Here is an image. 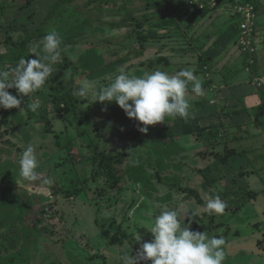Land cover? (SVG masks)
<instances>
[{"label": "rangeland", "instance_id": "obj_1", "mask_svg": "<svg viewBox=\"0 0 264 264\" xmlns=\"http://www.w3.org/2000/svg\"><path fill=\"white\" fill-rule=\"evenodd\" d=\"M128 1L131 2L124 6ZM170 1L154 0L150 4L152 7L150 13L161 12L175 6L176 0ZM179 1L181 3V0ZM189 1L194 5L191 8L193 16L183 19L184 23L182 26L173 24L169 28L166 27L160 30L158 37L149 41V43L144 42L141 36L138 35L140 28L134 24L133 20L131 22L130 20H128L129 22L125 21L129 16L140 18L144 15L147 4L142 0H116V2L111 1L110 3L107 0H93L91 8L85 6V0H76L73 4H70L72 7L70 8L71 10L68 9L65 12V19H68L72 29L74 26L77 29L81 28L76 47L79 48L85 45L84 48H94L108 62L124 59L115 71L108 72L95 79H90L86 73L81 74L82 69H78V72L75 70L72 87L77 88L80 81L85 79L96 81L98 85L103 82L107 83L118 74L120 67H124L126 71L132 74L137 71L141 73L140 75L145 72L151 73L157 69L168 71L170 74L186 68H193L196 72L197 69H200L199 65L203 62L202 60L211 51L209 46L213 39L217 37L222 39L223 35L227 33L224 28L225 24H218L219 19L222 17L227 18L231 14L224 4L212 5L201 20L199 16L200 2L196 5L197 1ZM261 1V6L264 8V0ZM10 2L11 6L8 7L7 14L3 12L4 14L0 15V19L3 22L10 21L15 26V29L10 32L12 39L19 38L25 27L38 26L41 22H43L41 26H45V16L48 9L47 0H34L30 9L23 7L24 0H10ZM202 6H204L203 2ZM229 10L232 13L234 12L233 7ZM182 12H180V18ZM261 12L264 13L263 10ZM33 13V18L28 19V15ZM61 20V16L57 17L48 25V28L50 30L54 28L66 31L68 26L63 25ZM85 20H90V24H87L88 28L83 26L82 21ZM101 21L107 24H101ZM34 22L36 24H33ZM111 22L115 23L116 26L111 25ZM98 25L103 26L105 30L101 32L95 30ZM60 31L58 30L59 33H61ZM131 33H133V36L128 37ZM7 35L9 33L1 27L0 54L10 53L13 47L9 42L5 45L4 38ZM237 36L238 34L233 35L232 43L237 39ZM197 57L198 59L201 58V61H199L200 59L195 60ZM13 58L14 56L9 58L4 55L0 59V69L10 70L14 67V65L9 64ZM96 63L98 62L95 61ZM222 64L223 62L219 63L220 66ZM205 67L203 66V68ZM206 68L209 69L208 66ZM94 72L92 75L96 73ZM59 80L61 81L60 78H57V83ZM67 80L68 84L72 81L71 78ZM57 91L58 88H53V85L48 80L44 88L32 94V99L38 98L41 101V107L35 113L28 110L27 105L31 103L28 96L22 98L20 107H25L23 113H20V109L15 107L7 110L0 108V119L9 120L12 127L14 126V130L9 128L7 142H0V145L3 146L0 151V181L3 182L0 184V193L3 191L4 202H14L5 208L7 209L5 217L9 222L6 225L2 224L0 232L3 230L6 240H10L9 243L16 244L15 248L9 250V254L16 256L14 264H121L120 255L123 251L130 252L132 247L131 255L135 256L140 245L143 242L150 241L147 234L143 232L145 230L139 231L138 234L134 233L137 230L136 226H146L145 229L147 231L145 232L150 230L151 220L154 219L156 214L154 212L146 214V208L151 207L150 209L154 210L157 207L152 205H157V202L159 204L164 202L171 204V202H187L186 199L194 200V198L190 197V194L186 195L179 191V187L183 186L198 188L201 192L200 198L202 201L200 202L206 203L208 198L218 195L227 203L228 207L222 215L214 214L215 217H208L207 215L199 214L202 217H195L194 214H191L194 220L200 224V230L198 231H206L209 236L224 237L226 254L236 255L239 249L245 247L249 254L247 258H250L252 254L256 256L250 250L256 253L258 248H264V238L261 237L264 226L257 227L251 221L247 224L244 222L247 218L243 216V212L247 211L248 213L250 210H253L255 215L259 208L262 210L264 206L262 204L264 202V148L258 150L255 140H245L247 141L246 147L248 149L246 156L218 163L212 159V156L205 157L204 152L199 153L211 150L209 145L204 144L205 140L209 139L206 134H189L188 146L196 147V151L182 152L178 145L184 144L186 139H183L181 134L172 133L173 126H170V131L163 127H153L151 129L147 126V132L153 131L160 136V139H157V142L151 139L142 143L140 139L134 140L132 138L131 130L137 120L134 118L125 120V122L117 120L119 117L113 116L114 111L109 102L96 101L90 104L85 101L82 103L81 100L84 98L75 96L74 104L76 105L73 111L58 112L53 102V96H55ZM13 95H17V91ZM227 100L229 104H234L235 107L239 104L236 98L230 97V100ZM102 108L107 110L102 111ZM237 109L243 112V109H239V107ZM122 111V118H129L123 109ZM257 113L259 117L262 115L260 111ZM259 117H257L256 121L260 124L259 130L264 136L263 122H259ZM109 122H111V127L106 132L105 128L109 125ZM22 123L32 133V139L36 136H39V138L30 142L26 138L27 134L22 127ZM136 126L139 128L144 125L139 126L137 123ZM175 143L176 146H174ZM29 145L36 149L39 160V155L44 156L43 160H40V166L37 169L41 177L51 178L53 181L50 186L43 185L40 181L30 185L35 191L40 188L37 191L42 193L40 195H30L24 188L19 186L17 190L14 186L15 179H19L14 175L16 173L18 176V161ZM160 147L163 149L160 150ZM255 148L258 152L253 153ZM221 149V145H216L214 150L220 151ZM126 150L129 152V156H125L122 163L114 164L117 173L113 176V179L116 182L108 190L110 199H103L105 200L102 202L104 206L100 208L102 218H98L95 214V206L99 202H92L91 200L97 196L96 193L103 185V182H96L90 177L93 167H97V164L93 163V154H96L98 159L105 154L117 157L119 154H124ZM189 155H192L197 160L195 167L189 160H185L184 156L188 158ZM138 156L141 157L137 158ZM172 157L177 158V163L179 164H182L179 160L187 161V163L184 162L186 163L184 167L173 166ZM158 158L163 159L160 162L165 163L167 161L166 163L170 162V165L173 166L168 165L166 171L161 173L162 178L166 181H163V183L172 185V192H167V187L158 189L159 186L162 187V184L155 181V177L151 174L153 168H155L154 170H162L160 169L162 165H158ZM135 159H140V163L145 165V168L142 169V165L139 164L135 168L136 172L147 173L141 176L138 182H135L136 178L127 176V174L130 177L133 176L131 167L127 168V171L125 168L127 163L130 164ZM57 165L61 166L56 169ZM215 165L218 166V169L215 168ZM63 166L65 168L71 167V173L65 175L62 169ZM198 167L203 168L207 177L212 180L205 188L200 186L202 184V175L198 172ZM177 169L181 171L186 169L187 173L192 174L195 170V173L187 179L179 176L181 171ZM249 170L254 171L255 179H244L248 180L250 190L258 192V196L255 199H249L244 195H247V191L249 192L247 186L239 184L241 188L236 189L235 185H233L234 181L237 182L242 171L247 172ZM78 177L81 179L90 177V181L86 185L81 184L79 181L77 182ZM165 184L163 185L167 186ZM104 185L108 184L105 183ZM75 188H78V191L74 193ZM153 188L158 190L155 191L158 192L159 197L156 192L153 193ZM88 192L89 194H86ZM162 193L164 196L161 195ZM182 194L186 196L184 201L182 200ZM155 199L158 201L154 202ZM111 202L115 203L108 206L107 204ZM250 202H255V210V207L249 206ZM203 206L205 208V205ZM131 207L135 209V222L133 223L127 220L130 218ZM191 210L193 211L194 208H191L190 212ZM42 211L46 212V216H50L51 220L49 222H51V225L44 226L43 222L36 225L42 229V233L47 239L41 242L42 246H38L35 253L32 251L30 244L28 245L29 240H25V237L31 236L32 238L34 236V234H30V228H33L34 224L38 223ZM141 213L142 215H139ZM143 214L152 217L146 218ZM250 214L252 215V212ZM0 219L5 221L3 215H0ZM111 222L112 224L114 223L112 229L104 233L103 227ZM96 223L99 224L97 225ZM121 223L124 226L122 232L126 230L129 234L133 232L135 235L131 234L130 238H124L121 243H113L112 238L117 235L114 228ZM45 224L47 225L48 223L45 222ZM192 230L194 229L192 228ZM136 235H141L140 241H135ZM255 241L258 243L255 244ZM260 255L264 258L263 250H261ZM255 259L258 260V256ZM226 261H229V259ZM246 262L241 261L238 264H246ZM0 264H11V262L0 258ZM139 264H151V260L140 261Z\"/></svg>", "mask_w": 264, "mask_h": 264}, {"label": "clouds", "instance_id": "obj_2", "mask_svg": "<svg viewBox=\"0 0 264 264\" xmlns=\"http://www.w3.org/2000/svg\"><path fill=\"white\" fill-rule=\"evenodd\" d=\"M62 43L61 34L53 28L36 45L39 51L33 49L34 58L22 57L10 70L0 69V108L15 107L23 113L25 107H20L22 98L28 96L31 100L27 105L28 110L35 113L40 109L41 101L32 99V94L44 88L53 74V65L61 56ZM189 85L196 96L205 94L202 81L193 68L181 69L174 74L157 69L137 76L120 67L118 74L107 85L85 79L80 81L73 95L86 99L90 104L114 101L129 118L142 122L144 126L139 127V131L146 133L148 125L164 122L166 117L187 119L190 116ZM13 88L17 90V95L9 92ZM106 110L102 108V111ZM110 127L111 122L105 131ZM18 165L19 179L16 182L30 195L42 194L30 187L33 183L40 181L49 186L53 183L51 178H42L37 171L40 160L32 145L23 151ZM227 207V203L217 195L207 199L205 211L209 215H222ZM181 220L180 211L165 206L151 222L149 232L153 239L143 242L135 256L131 255L132 247L130 252L123 251L121 264H139L148 260H151V264H224V237L191 230L190 224L182 225ZM140 240L141 235H136L135 241Z\"/></svg>", "mask_w": 264, "mask_h": 264}, {"label": "trees", "instance_id": "obj_3", "mask_svg": "<svg viewBox=\"0 0 264 264\" xmlns=\"http://www.w3.org/2000/svg\"><path fill=\"white\" fill-rule=\"evenodd\" d=\"M34 0H24V8H31V5L33 4ZM48 1V9H47V13L45 16V26L42 27V23L41 22L38 26L33 25V27L31 28H27L25 27L24 30L21 32L22 35L17 38V39H12V34L10 33L11 30L15 29V26L12 25V23L10 21L7 22H3L0 19V29L1 27L4 28L5 31H7V33H9V35H7L4 38V42L5 45H7V43H11L12 49L10 50V53H6V54H0V59L5 56L11 58L12 56H14L13 60H11L9 62V64L11 65H16L19 62L20 58H26V59H31L34 58L33 56V49H36V45L38 44V42L40 41V39L50 30L48 28V25L55 20L57 17H62V23L65 26H68V29L66 31H60V29H58L61 33V36L63 38V43L61 45L62 48V52H61V56L59 57L58 61L53 65V74L51 75V77L48 79L49 82L51 83V85H53V88H58V91L56 92L55 96H53V102H54V107L58 112H70L73 111L75 109V105L74 104V95H73V91L76 88H73V82H74V72L75 70L78 72V69H82L81 74H85L90 78V79H95L99 76H103L104 74H107L108 72H112L115 71L117 67H119V65L123 62L124 59H116L113 60L111 62L105 61V58L101 56L100 53H98V51L94 50V48H84V46H80L79 48L76 47V41L77 38L79 37V35L81 34V28L77 29L75 26L73 27V29L71 28L70 24L68 23V19H65V12L68 11V7L70 5V3L74 2L75 0H47ZM105 1V0H104ZM111 1L116 2V0H107L108 3H110ZM144 2H146V11H144V15H142V17L138 18V17H133V16H129V18H127V22H129L128 20H130V22L133 20L134 24L140 28V31L138 33V35L141 36L142 40H144V42L146 41L147 43H149V41L155 39L158 37V32L162 29H165L166 27H171V25H176L179 24L180 26L183 23V19L190 17V13L192 12V6H194L189 0H181V3L179 0H176L175 2V6L161 11V12H157V13H150L151 12V2H153L154 0H142ZM170 1V0H169ZM179 1V2H178ZM202 1V0H201ZM93 2V0H92ZM131 1H128V3ZM173 2V1H170ZM178 2V4H177ZM204 3V6H202L199 10V16L203 17L208 11H209V7H212V5H221L224 4L226 6L227 9L232 8L233 6H247L248 5H253L254 8V17L252 18V25L250 26V32H246L245 33V37H248L249 39H251L253 41V38L255 37V35H257V6H258V1L257 0H203L202 1ZM106 3V4H108ZM188 3V4H187ZM228 3V4H226ZM199 4L196 2V5ZM115 5V4H113ZM188 5V6H187ZM11 6V2L10 0H0V15H3L5 12L7 14L8 12V7ZM183 11V12H182ZM195 11V10H193ZM253 11V10H252ZM180 12H182L181 14V18H180ZM64 15V16H63ZM235 17L240 16L238 13L234 14ZM34 16V13L32 15H28V19H32ZM126 19V18H124ZM78 20V19H77ZM240 21L242 19H239ZM90 20H85L82 21L83 26H85L86 28H88L89 26H87V24L89 25ZM239 21V22H240ZM101 24H107L103 21H101ZM182 22V23H181ZM28 24V23H27ZM33 24H36L35 22ZM113 26H116L115 23H110ZM29 25V24H28ZM147 26V27H146ZM70 27V28H69ZM146 27V28H144ZM48 28V29H47ZM93 29V28H92ZM145 29V30H143ZM240 26H238L237 31H239L237 34V43H239L240 40ZM57 30V31H58ZM95 30H99L100 32L105 30L103 26L98 25L95 27ZM142 31V32H141ZM98 32V31H96ZM143 33V34H142ZM161 35V34H160ZM133 33L129 34L128 37H132ZM243 45H241L240 47L242 48ZM251 47V44L248 46V48L246 50H244V55L247 56H252L253 61L249 62L251 67H252V72L248 71V76L250 77V79L255 78V75L259 74L258 72H255V68L258 67V63H257V58H256V54H252L249 52H245L247 50H249V48ZM37 51H39V49H36ZM143 51V50H142ZM208 57H205L204 62H202L200 64V71H202V66L203 63H206ZM244 60L246 62H248L246 60V58H244ZM7 61V60H6ZM95 61L98 62L95 64ZM244 68V67H243ZM96 69V70H95ZM96 73H95V72ZM163 71V70H161ZM170 71V70H169ZM88 72V73H87ZM95 73L94 75H98L94 76L92 75V73ZM134 74H138V76L141 74L137 71L134 72ZM57 78H60L61 81L59 80V82L57 83ZM72 81H70V83L68 84V80L70 79ZM257 78V77H256ZM110 82V81H109ZM109 82L105 83L103 82L100 85H107ZM262 84V83H261ZM62 86V87H59ZM258 89H260V96L262 98V102L264 103V85L262 86H257ZM9 89V92L11 94H13L15 91H17L16 89ZM82 103H84L85 101H87L86 99L81 100ZM131 103V102H129ZM111 108L113 109L114 113L113 116L118 118L117 120L121 121V122H125V120L131 119V118H127L124 119L122 118L123 116V111L122 109L113 101L110 103ZM7 110V109H4ZM2 123L3 124H8L9 120L7 119H3L1 118ZM113 120V119H112ZM138 125H142V122L137 121ZM136 123V125H137ZM153 125H148V128H153ZM11 130H14L13 128L10 127ZM6 134L9 133V127H6ZM167 130H171L170 126ZM172 133H177L175 130H171ZM132 132V138L134 140L140 139L142 143L144 142H148L149 140L153 139V141L157 142V139H160V136L158 134H155L153 131L152 132H141L139 131V128L137 126H134L131 130ZM220 131H213V135L212 137H210L208 140H205L204 144L209 145L210 147V151L208 152V150L199 152V153H203L204 152V156L208 157V156H212V159L214 161L219 162H228L230 160H234L237 157H241V156H245L247 150L245 149H239L238 146H233V144H231V140L228 139L229 135L226 134H219ZM157 137H156V136ZM184 138L185 136L182 135ZM218 145L222 147V149L219 150H214L215 146ZM174 146H176L174 144ZM214 147V148H213ZM163 149L160 147V150ZM159 152V151H158ZM172 152V151H171ZM90 154V153H89ZM93 154V153H92ZM128 157L129 156V152L124 153V154H119L117 157L113 156V155H109V154H105L103 156H100L98 159V156L96 154H93V163L97 164V167H93L94 169L92 170V174L90 177H92L93 180H96V182L101 181L103 182V185L101 186V188L97 191L96 195L94 198H92V202H99L96 204L95 209H96V217L98 218H102L101 216V212H100V208L104 206V204H102L103 201L105 200H109V194H108V190L111 189L112 185H115L116 180H114L113 176L117 173L116 171V163H122L124 160V157ZM203 156V155H202ZM89 158H92L91 156H88ZM141 156H138L137 158H139ZM185 160H190V158H187L186 156ZM159 159V158H158ZM139 162H138V161ZM135 159V161H133L132 163H127L125 165L126 171L127 168L131 167V172H132V177H130L129 174H127V176L129 178H136L135 182H138L140 180V177L147 174L144 173L142 171L140 172H136L135 168L141 164L142 165V169L145 168V165L140 163V159ZM163 159L160 158L159 159V164L158 165H162V167H160V169H162L161 171L159 170H154L155 168H153L151 170V174L152 176L155 177V181L159 182L160 184H162L163 187H165L163 184L164 178H162V171H166V167L169 166H183L184 164L187 163V161H180L179 164L177 163L178 160L175 157H172V165H170L171 163H162L160 161H162ZM186 162V163H184ZM115 164V165H114ZM59 166L61 165H57L55 168L57 169ZM172 166V167H173ZM213 167V166H212ZM177 168V167H175ZM214 168V167H213ZM215 168H218V166L215 165ZM63 171L65 175H68L71 173L72 168H65L63 166ZM69 169V170H66ZM179 170V169H177ZM181 171V170H179ZM172 172V171H171ZM198 172L202 175V187L205 188L207 187V185L211 182V180L207 177V175L205 174V170H203V168L198 169ZM174 173V172H173ZM170 173V174H173ZM246 173V172H244ZM254 173V172H253ZM149 174V173H148ZM150 174V175H151ZM176 176V175H174ZM179 176L184 177V178H190L191 175L190 173H187L186 169H184L183 171L180 172ZM90 177L88 178H80L78 177L77 182L79 181V183L81 184H87L90 181ZM99 177V178H97ZM162 178V179H160ZM131 180V179H129ZM154 181V183H155ZM166 182V181H165ZM65 183V182H63ZM108 184V185H104V184ZM167 185L166 187L168 188V192H172V185ZM111 186V187H110ZM159 188L161 189V187L159 186ZM39 189H36V191H39ZM122 190V189H120ZM156 188H153V193H155ZM78 191V188L74 189V193ZM179 191L182 193H185L186 195L190 194L191 195H195L197 194V190H195L192 187H187V186H183V187H179ZM107 192V193H106ZM86 194H89L86 193ZM167 194V193H166ZM162 195V194H161ZM245 196H247L249 199H255L257 198L258 192L256 191H247V195L244 194ZM163 196V195H162ZM105 199V200H103ZM198 200H200V197L198 198ZM12 203L14 202H4V194L0 193V215H3L5 218V221H3L2 219H0V227H2V224L6 225L9 221L8 219H6L5 215V211L7 209V207H9V205H12ZM115 202H111L108 203L107 205H113ZM206 203H204L205 205ZM132 208V207H131ZM138 209V208H137ZM208 217H215L214 214L209 215L208 213L206 214ZM192 215L189 216V221L187 224H190V221H192V226L194 227L195 230H199V226L200 224H198ZM51 220L50 216H46V212L42 211L41 215L39 216V221L38 223L34 224L33 228L31 229V233L30 234H34V236L31 238V236L29 237H25V240L28 239L29 243L31 246L32 251H34L36 253L38 246L41 245V242L44 239H47L44 234L42 233V229L39 228L38 226H36L37 224H39L40 222L44 223V226H49L51 225V222H49ZM127 220H131V218L127 219ZM187 221V220H186ZM45 222H47L48 224L46 225ZM113 222V221H112ZM109 223L108 225H105L104 228V233H106L109 229H112L114 223L112 224ZM97 225L99 223H96ZM56 225V224H55ZM123 224L121 223L120 225L115 226L114 230L117 232V235H115L112 238L113 243L114 242H123L124 238L129 237L131 234L137 233V231H134V233L132 232L131 234H129L126 230H123ZM138 228V227H137ZM139 231H143V229L141 228ZM130 238V237H129ZM152 239H150L151 241ZM8 241V242H6ZM10 240H6V236L5 233L3 232V230H1L0 232V258L3 260H7L10 261L11 264H14V261H16V256L13 254H9V250L12 248H15V243H9ZM17 242V241H16ZM6 244V246H5ZM23 246V244H22ZM29 246V247H30ZM42 246V245H41ZM86 254L88 255V253L86 252ZM260 260V257H259ZM250 262V260L248 261Z\"/></svg>", "mask_w": 264, "mask_h": 264}, {"label": "crops", "instance_id": "obj_4", "mask_svg": "<svg viewBox=\"0 0 264 264\" xmlns=\"http://www.w3.org/2000/svg\"><path fill=\"white\" fill-rule=\"evenodd\" d=\"M257 1H258V6H257V19L258 20H257V25H256L257 35H255V37L253 38V41L251 40V47L249 48V50L245 52L252 53L253 55L256 54L258 67H256L254 71L258 72L259 74L255 75V78L253 79L252 78L250 79V77L248 76L249 69L252 72V67L249 62H252L253 58L250 55L243 56L244 50H242V48L240 47L241 45L237 43V40H235L232 43L231 39L233 35L239 32L237 31V29H238L240 20L237 19V17L235 16L233 17V13L229 9H227L230 12L231 16L227 14L229 17L228 16L227 18L222 17L219 19V22H218V24H221V25L225 24L224 28L226 29L225 31L227 33L223 35L222 39H220L219 37H217L216 39H213V41L211 42V45L209 46L211 51H209V54L206 56L208 57V59H205L207 61L206 63H203V66H206V67L208 66L209 69L206 67L203 68L202 66V69H201L202 71H200V69H197L195 72V74L202 81L205 94L203 96H196L194 93L191 92V85H189L188 96L191 102L190 116L187 119H184L181 117H166L164 122H158L153 125L154 127H159V128L163 127L166 129H168L169 126H173L174 127L173 130L177 131L176 134L184 135L185 137L183 139H186V141H184L185 143L181 144V146L178 145L179 149H181L182 152H189L191 150L196 151L195 150L196 147L188 146V143H189L188 135L189 134H206L207 137L210 138L212 137L213 131L215 130L220 131L219 133L220 135L221 133L222 134L227 133L228 135H231L230 137H228L231 140L230 143L234 144L233 146H238L239 149L243 148L247 150V152H248V149L246 147L247 141L245 140H249V139H251L252 141L255 140L254 142L255 144H257L258 150L264 148V140H263L264 136H263V133H261L259 130L260 124L258 123V121H256L257 117H259V114L257 112L260 111V114L262 115H260L259 117V122L261 123L262 121L263 122L262 125L264 126V103L262 102V98L260 96V91H259L260 89H258L257 87V86L264 85V13L261 12L262 10L264 11V8L261 6L262 1L261 0H257ZM74 2L70 4H73ZM129 3L126 2L124 6H127ZM85 4H86L85 5L86 7L91 8V6L93 5V2L92 0H88V1L85 0ZM71 7L72 5H69L68 8L70 9ZM192 16L193 14L191 12L190 17ZM202 18L203 17H201V20ZM232 18L234 19L232 20ZM244 58H246L248 62H246ZM199 59L197 57L195 60L201 61V58ZM221 62H223V64L220 66L219 63ZM217 97H220V98H217ZM230 97L237 99V102H239V104L236 106L239 107V109H243V112L238 110L234 104L228 103L227 99L230 100ZM16 125L17 123L15 124V127ZM7 126L9 128L11 127L14 129V126L12 127L11 123H8ZM7 126L6 124H3L2 121H0V142L1 141L7 142V134L5 130ZM134 126H136V124ZM22 127L24 128L25 133L27 134L26 138L30 142L31 141L33 142L36 140V138H39V136L38 137L36 136L35 138L32 139L33 137L32 133H30V131L24 127L23 123H22ZM249 129L252 131H250ZM209 134L210 136H208ZM2 147L3 146L0 145V151L2 150ZM126 152L128 151L126 150L125 153ZM247 152L245 156L248 154ZM255 152H258L256 151V148L253 150V153ZM39 157H40V160L42 161L44 156L42 157L39 155ZM188 158H190L191 163L195 167L197 165L196 163L197 160L195 159V157H192V155L191 156L189 155ZM198 169L200 168L198 167ZM253 172L254 171L252 170H249L246 173L242 171L240 174V177L237 179V182L236 181H234L235 183L232 182L233 185H235L236 189L241 188L239 184H242L244 186H247V190L254 191V190L249 189L250 184L248 183V180L244 179V178H248L249 180H254L255 177H254ZM194 173H195V170L193 174ZM193 174L190 173L191 176ZM14 175L16 176V178H19L16 175V173H14ZM16 181L17 180L15 179L14 186L18 190L19 185L17 184ZM220 181L222 182V180ZM2 183L3 182L0 181V184ZM258 184L261 186L260 183ZM200 186H202V184H200ZM161 188H164V187L162 186ZM194 189L197 190V194L190 196L191 198H194V200L186 199L187 202H174V203L171 202V204L168 202H164L163 204H159V202H157L158 200L155 199L154 202H157L158 204L152 205V206H156L157 208H155L154 210H151L150 209L151 207L146 208L145 213L151 214L152 212H154L156 215H158L159 212L165 206L169 208H175L178 211H180L182 219L184 216V220H181V223H185V224L188 223L189 216L191 214H194L195 217L196 216L202 217V215H199V214H203V216H205L207 214V211H205V208L203 206L205 202H200L202 201L201 198L200 200H198V198L201 195V192L198 190V188H194ZM156 191L158 190L156 189ZM167 192H168V189H167ZM1 193H3V191ZM156 194L159 197L158 192H156ZM162 195L164 196L163 193ZM182 195H183L182 200L184 201L186 196L184 194ZM254 203L255 202H250L249 206L252 208L255 207L254 208L255 210L256 205ZM262 204H264V202H262ZM191 208H194V210L193 211L191 210L190 212ZM134 210L135 209L131 208V211H130L131 214H129V217L131 218L130 223L135 222ZM250 212H252V215L250 214ZM139 215H142V213ZM143 215L146 218L152 217L149 215L146 216L145 214ZM253 215H254L253 210L248 211V213L247 211L243 212V216L247 218L246 221L244 222L248 224L251 221L253 222V224H256L257 227L264 226V206L262 210L259 208L258 212H256L254 216ZM259 223L261 224L258 225ZM192 225H193L192 221H190V228L192 227L194 229ZM145 227L146 226H142V227L136 226L137 234H138V230H140L141 228L147 231ZM145 231L143 232L147 234L149 239H153L152 234L150 232H145ZM263 233H264V230H263ZM263 233L261 237L264 238ZM257 243L258 242L255 241V244ZM261 250L264 251V248H261V249L258 248V251L256 253L253 250H250V252H253L254 255L258 256V258L260 257V260L259 259L256 260L255 259L256 256H253V254H252V257L247 258L249 257V254L247 252V249H245L244 247L243 249H239L236 255L226 254V260L229 259V261L225 260L224 262L225 264H238L241 261L242 262L247 261L246 264H250V263L258 264V262H260V264L261 263L263 264L264 258L261 257L260 255ZM249 260L250 262H248Z\"/></svg>", "mask_w": 264, "mask_h": 264}, {"label": "built area", "instance_id": "obj_5", "mask_svg": "<svg viewBox=\"0 0 264 264\" xmlns=\"http://www.w3.org/2000/svg\"><path fill=\"white\" fill-rule=\"evenodd\" d=\"M198 3L200 2V6L202 7V1L201 0H195ZM234 12L238 13L240 16H237V19H242L239 22L240 26V40L239 44L243 45L242 50H246L248 46L251 44V39L248 37H245V33L248 31L250 32V26L252 25V18L255 16L254 15V6L253 5H248L243 7V6H233ZM253 10V11H252Z\"/></svg>", "mask_w": 264, "mask_h": 264}]
</instances>
